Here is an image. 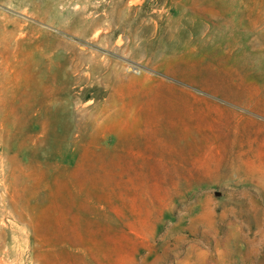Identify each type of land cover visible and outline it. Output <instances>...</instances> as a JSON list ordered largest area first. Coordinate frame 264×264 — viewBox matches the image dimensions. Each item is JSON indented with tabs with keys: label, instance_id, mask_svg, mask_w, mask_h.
I'll return each mask as SVG.
<instances>
[{
	"label": "rangeland",
	"instance_id": "1",
	"mask_svg": "<svg viewBox=\"0 0 264 264\" xmlns=\"http://www.w3.org/2000/svg\"><path fill=\"white\" fill-rule=\"evenodd\" d=\"M0 264H264V0H0Z\"/></svg>",
	"mask_w": 264,
	"mask_h": 264
}]
</instances>
